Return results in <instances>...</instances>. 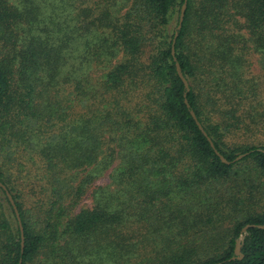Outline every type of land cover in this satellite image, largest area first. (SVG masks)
<instances>
[{
  "label": "trees",
  "instance_id": "1",
  "mask_svg": "<svg viewBox=\"0 0 264 264\" xmlns=\"http://www.w3.org/2000/svg\"><path fill=\"white\" fill-rule=\"evenodd\" d=\"M183 1L0 0V264H264V0Z\"/></svg>",
  "mask_w": 264,
  "mask_h": 264
},
{
  "label": "water",
  "instance_id": "2",
  "mask_svg": "<svg viewBox=\"0 0 264 264\" xmlns=\"http://www.w3.org/2000/svg\"><path fill=\"white\" fill-rule=\"evenodd\" d=\"M186 3H187V0H184L183 1V4L180 8V13H179V18H178V24H177V30H179L181 28V25H182V22H183V18H184V13H185V10H186ZM177 35L175 34L174 36V39H173V42H172V48H171V55L174 57V42H175V39H176ZM175 60V59H174ZM175 67H176V71H177V74L179 76V78L182 80L183 84H184V87L185 89L188 91V84H187V81L185 80V78L183 77V74L179 68V65L176 63L175 64ZM186 102V101H185ZM190 114L192 116V118L194 119V121L196 122L199 130L202 132V134L204 136L207 137V134L205 133V131L203 130L202 126L199 124V122L197 121V118L195 117L194 113L192 111H190ZM208 141L210 143V146L214 149V146H213V143L210 141V139L208 138ZM214 152L215 154L220 158V160L223 162V163H228L223 156L220 155V153H218L217 150L214 149ZM242 158V155L241 156H238L235 160L238 161ZM0 187L5 190V187L3 185L0 184ZM6 196L10 202V204L12 205V208H13V211L15 213V216L17 218V222H18V225H19V230H20V234H21V238H22V234H23V229H22V226H21V222H20V219H19V214H18V211L14 205V202L10 196V194L8 192H6ZM245 229L244 228L242 230V232H245ZM21 245H23V242L21 243ZM238 248H239V243L236 244V253H238ZM19 264H21V262H19Z\"/></svg>",
  "mask_w": 264,
  "mask_h": 264
},
{
  "label": "rangeland",
  "instance_id": "3",
  "mask_svg": "<svg viewBox=\"0 0 264 264\" xmlns=\"http://www.w3.org/2000/svg\"><path fill=\"white\" fill-rule=\"evenodd\" d=\"M237 20L239 21L240 25L244 24V18L238 17ZM233 30L237 31V30H235V28H233ZM238 32H240L244 37H246L248 35V31H246L244 29H242L241 31H238ZM247 58H248L249 64L251 65L250 69H252V71L254 73H256L257 72V65H256L257 61L256 60H257L258 56L255 55L253 52H251V53H249ZM235 140L236 139H233L232 137H229L227 142L232 144V142H236ZM262 142H264V138L262 139ZM193 232H195V231H193Z\"/></svg>",
  "mask_w": 264,
  "mask_h": 264
}]
</instances>
